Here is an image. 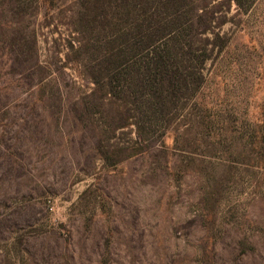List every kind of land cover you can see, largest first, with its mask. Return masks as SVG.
Masks as SVG:
<instances>
[{"label": "rangeland", "instance_id": "obj_1", "mask_svg": "<svg viewBox=\"0 0 264 264\" xmlns=\"http://www.w3.org/2000/svg\"><path fill=\"white\" fill-rule=\"evenodd\" d=\"M73 4L39 0L22 36L0 15V264H264V0L200 36L128 157L138 128L92 106L108 44Z\"/></svg>", "mask_w": 264, "mask_h": 264}, {"label": "trees", "instance_id": "obj_2", "mask_svg": "<svg viewBox=\"0 0 264 264\" xmlns=\"http://www.w3.org/2000/svg\"><path fill=\"white\" fill-rule=\"evenodd\" d=\"M254 1L74 0L71 16H75L79 29L85 30L92 24H97L103 32V37L100 38L108 44L104 50L105 57L102 55L98 63L99 75L90 76L95 89L101 91L98 96L100 104L92 106L100 107L104 105L103 102L109 103L112 132L133 124L138 128L136 144L124 156L144 151L143 141L146 135L139 128L141 117L138 111L151 107L161 113L174 80L179 81V75H182L183 80L185 75L192 76L188 62L196 60L202 64L209 57V53H206V48H209L208 40L201 39L200 36L227 22L232 5L237 10L245 11ZM38 3L39 0H0V15L2 18L8 16L5 23L17 24V27L9 30L10 36L19 31L22 36L21 23L30 17L27 10L35 8ZM110 31L114 35L112 39L117 44L116 48L111 43L112 39L106 40ZM199 40L201 45L198 47L195 41ZM211 44L216 46L213 41ZM199 50L205 54L199 53ZM110 57L118 60L111 62ZM130 58L131 61L127 60ZM140 58L144 59L139 61L144 64L142 70L139 69L140 66H134ZM114 69L120 75H110ZM43 80L44 76L38 80L39 85ZM116 93L120 95L115 97ZM85 100L83 99L85 104H81V109L87 112L89 110L85 107ZM133 111L138 114L137 120L132 117ZM97 152L99 157L108 156L100 146Z\"/></svg>", "mask_w": 264, "mask_h": 264}]
</instances>
